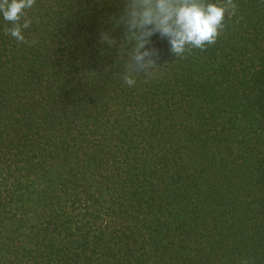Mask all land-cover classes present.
<instances>
[{
    "label": "trees",
    "instance_id": "1",
    "mask_svg": "<svg viewBox=\"0 0 264 264\" xmlns=\"http://www.w3.org/2000/svg\"><path fill=\"white\" fill-rule=\"evenodd\" d=\"M234 3L182 57L144 0H35L29 43L0 14V264H264V0Z\"/></svg>",
    "mask_w": 264,
    "mask_h": 264
},
{
    "label": "clouds",
    "instance_id": "2",
    "mask_svg": "<svg viewBox=\"0 0 264 264\" xmlns=\"http://www.w3.org/2000/svg\"><path fill=\"white\" fill-rule=\"evenodd\" d=\"M34 4L35 0H0V14L12 25L5 29L6 35H11L18 42L29 43L25 40L23 29L29 28L32 23L26 10ZM144 4L139 15L140 27L146 31L141 34L140 48L148 43L147 38L158 33L168 40L170 51L178 57L183 56L186 46L203 51L206 45L215 44L224 28L225 16L230 18L237 7L234 0H226V6L204 4L200 0H144ZM150 54L151 50L145 49L135 59L138 63L143 62ZM124 83L131 87L135 81L125 77ZM242 264H248V261H242Z\"/></svg>",
    "mask_w": 264,
    "mask_h": 264
}]
</instances>
